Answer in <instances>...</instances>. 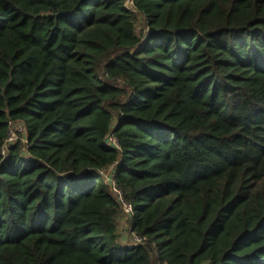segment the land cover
Wrapping results in <instances>:
<instances>
[{"label":"trees","instance_id":"16d2710c","mask_svg":"<svg viewBox=\"0 0 264 264\" xmlns=\"http://www.w3.org/2000/svg\"><path fill=\"white\" fill-rule=\"evenodd\" d=\"M0 264H264V0H0Z\"/></svg>","mask_w":264,"mask_h":264},{"label":"rangeland","instance_id":"374dc122","mask_svg":"<svg viewBox=\"0 0 264 264\" xmlns=\"http://www.w3.org/2000/svg\"><path fill=\"white\" fill-rule=\"evenodd\" d=\"M128 7L130 8L131 6L128 5ZM138 24L140 26V22H141V19H138ZM17 130V132H15ZM21 131V128H19V126H12L10 128V131H9V135L13 136L14 139H16L18 136V134H24L23 131L22 133L20 132ZM108 174L106 173L105 176H107ZM122 214H121V217H120V220L118 222V234H119V237H120V242L122 245H126V246H131L132 245V237L134 235H132L130 232H129V225H128V220H129V214L131 213V211H129L126 207L122 206ZM136 237V236H135Z\"/></svg>","mask_w":264,"mask_h":264},{"label":"built area","instance_id":"2783aa9c","mask_svg":"<svg viewBox=\"0 0 264 264\" xmlns=\"http://www.w3.org/2000/svg\"><path fill=\"white\" fill-rule=\"evenodd\" d=\"M131 6L132 5V0H126V6ZM18 127V126H17ZM19 128H21V133H22V131H23V133H24V130H23V128L22 127H20L19 126ZM15 132H17V130L15 131ZM18 133V132H17ZM14 138H13V136H11V135H9L8 134V136H7V138H6V141H5V145H4V147H3V149H2V151H1V155H5V152H6V147L9 145V144H11V143H13L14 142ZM110 144H116L115 143V141L114 140H111L109 143H107L106 145H110ZM124 207H126L129 211H131V208H130V206H127V205H123ZM145 242V239H141V238H139V237H135V236H133L132 237V245L131 246H136V245H140V244H143Z\"/></svg>","mask_w":264,"mask_h":264}]
</instances>
